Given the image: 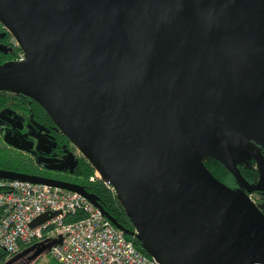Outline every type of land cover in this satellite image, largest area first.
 Segmentation results:
<instances>
[{"label": "water", "instance_id": "water-1", "mask_svg": "<svg viewBox=\"0 0 264 264\" xmlns=\"http://www.w3.org/2000/svg\"><path fill=\"white\" fill-rule=\"evenodd\" d=\"M0 23L25 55L0 65V90L48 113L134 230L76 184L7 170L0 179L83 195L160 264H264V214L240 192L264 193V155L249 146L264 148V0H0ZM249 161L253 185L239 168Z\"/></svg>", "mask_w": 264, "mask_h": 264}, {"label": "built area", "instance_id": "built-area-1", "mask_svg": "<svg viewBox=\"0 0 264 264\" xmlns=\"http://www.w3.org/2000/svg\"><path fill=\"white\" fill-rule=\"evenodd\" d=\"M23 61L25 55L21 52L15 62ZM108 187L116 195L114 188ZM47 212L58 215L30 227L34 219ZM77 212H82L84 218L65 222L69 214ZM61 237L62 243L50 251L58 264H160L137 250L124 232L83 195L42 184L0 179V252L10 258L34 242Z\"/></svg>", "mask_w": 264, "mask_h": 264}, {"label": "trees", "instance_id": "trees-1", "mask_svg": "<svg viewBox=\"0 0 264 264\" xmlns=\"http://www.w3.org/2000/svg\"><path fill=\"white\" fill-rule=\"evenodd\" d=\"M7 33L9 37H12L10 32L7 31ZM20 52V47L14 45H11L8 50L0 51V65L14 60ZM7 108L10 113L17 116L20 120L24 121V123H32L50 134L53 143L52 148L50 149L49 158H55L61 162L65 160L68 155H70L69 153L72 151L71 141L62 132H60L48 113L35 100L23 94H16L10 91L2 90H0V143L1 136L3 135V127L5 125V120L1 114ZM261 149L264 155V148L261 147ZM24 165L27 166V168L25 167V170L22 169ZM28 165L29 164L22 161L20 157L12 156L10 152L0 149V170L19 173L34 172L35 170L32 171ZM239 168L243 177L249 184L253 185L258 182L259 178L257 170L242 166ZM208 169L219 181L235 190L240 189V186L236 182L232 173L228 171L223 164L218 162L213 163L208 167ZM54 171L58 172L59 175L62 176L61 180L76 184L94 196L105 211L114 217L126 230H134L116 195L101 178L95 177L97 170L83 155L76 158L75 162L69 167L63 170L56 168ZM92 177H95L94 181H90ZM252 192L253 191H249V193ZM83 218L84 214L82 212H77L69 214L66 217L65 222L72 223ZM126 238L127 240L133 242L137 250L150 257V255L142 248L140 242L134 237L126 235ZM8 258L9 257L6 254L0 252V264L6 262Z\"/></svg>", "mask_w": 264, "mask_h": 264}, {"label": "flooded vegetation", "instance_id": "flooded-vegetation-1", "mask_svg": "<svg viewBox=\"0 0 264 264\" xmlns=\"http://www.w3.org/2000/svg\"><path fill=\"white\" fill-rule=\"evenodd\" d=\"M11 38L12 37L8 36L7 30L0 23V51L10 49L11 45H13L10 42ZM8 62H15V61L11 60ZM1 116L5 120L4 121L5 125L3 127V136L5 137V135L8 132H10L14 138L19 140L20 145L23 148H25V149H21V150L18 149L19 151H24L27 153H34L35 155L39 154V157H37V158L38 159L40 157L42 158V161L37 162V165L39 167L38 168L39 171L32 172V173H21V174H28V175L39 176V177L53 179V180L64 181V180H61L62 176L59 175L58 172L54 171V169H56V168L49 166V163H51L50 160L51 161L52 160L58 161L55 158H49V153H50V149L52 148V145L48 144V142L53 143V140L51 139L50 134L47 131L43 130L42 128H40V127H38L32 123H24V121L20 120L17 116L10 113L8 108L1 114ZM42 132L44 133V136L39 134ZM34 137L39 138L40 139L39 142L42 143L46 147L45 153L42 150L38 151L37 148L35 151L32 150L34 148V144H35V142H34L35 138ZM36 152H38V154ZM69 154L71 155V152ZM70 155H68V157ZM44 157L48 158V160H46V162L44 161L45 160ZM63 161H61V162H63ZM42 243H44V242H34V243L28 245L27 247L23 248L15 256L8 258L6 260V262H4L3 264H7V262L14 257H18V259L16 261L10 263V264H31L33 261L39 259L40 256H42L44 254H48V252H43V254H41L39 257H35V255L37 254V252L40 248L39 245Z\"/></svg>", "mask_w": 264, "mask_h": 264}, {"label": "rangeland", "instance_id": "rangeland-1", "mask_svg": "<svg viewBox=\"0 0 264 264\" xmlns=\"http://www.w3.org/2000/svg\"><path fill=\"white\" fill-rule=\"evenodd\" d=\"M11 36H12V38H11L10 42L14 46L20 47L19 46V43L15 39V37L12 34H11ZM21 52H22V50H21ZM20 53L14 59V61H16L19 58ZM39 134L42 135V136H44V133L43 132L42 133H39ZM34 138H35V141H34L35 144H34V148L32 150L35 151L36 148L38 149V147H40V148H43V151H46V147L42 143L39 142L40 139L37 138V137H34ZM48 144H51L52 145V143H50V142H48ZM0 149H3L5 151H7V152H10L12 156H18V157H20V159L22 161H25L27 164H29L28 166L30 167V169L32 171H34V170H35L34 172L39 171V169H38L39 167L37 165V162L38 161H42V158L41 157L39 159L37 158V157H39L38 152H36L38 155H35L34 153H27V152H24V151H19L18 149H16V148L10 146L9 144H7L5 142V139H4V136L3 135L1 136ZM259 150L263 154L262 149L259 148ZM82 155H83L82 152L77 147H75L73 145V143H72L71 155L66 160H64L63 162L54 161V160L51 161L50 160L51 163H49V166L50 167H55V168H60V167L65 168V167H68V166L72 165L73 162L76 160V158H78V157H80ZM46 160H48V158H45L44 161L46 162ZM203 163L207 167H209L211 164L217 163V162L215 160H213L212 158H210V157H205L203 159ZM25 167L27 168V166L24 165L22 167V169L25 170L26 169ZM242 167H246V168L250 167V168H253V169L256 170V164L254 163V161H249L247 163H244L242 165ZM95 177L101 178V176L98 174V172H96V176ZM95 177H93L94 180H95ZM90 181H91V179H90ZM240 192L243 193V194H245L246 196H248L251 199V201L255 204V206L264 214V193L263 192H261V191H253L252 193H249V191H246V190H243V189ZM31 264H58V262L52 258V256L50 255V253H48V254H44V255L40 256L39 259L33 261Z\"/></svg>", "mask_w": 264, "mask_h": 264}, {"label": "bare ground", "instance_id": "bare-ground-1", "mask_svg": "<svg viewBox=\"0 0 264 264\" xmlns=\"http://www.w3.org/2000/svg\"><path fill=\"white\" fill-rule=\"evenodd\" d=\"M249 146H250L254 151L260 153V151H259L258 149H255V148H254L253 144H250V143H249ZM98 174L101 176V174H100L99 172H98ZM11 181H12V180H11Z\"/></svg>", "mask_w": 264, "mask_h": 264}]
</instances>
